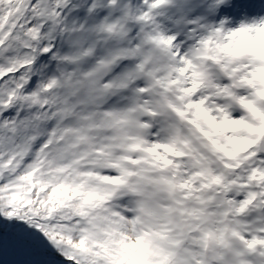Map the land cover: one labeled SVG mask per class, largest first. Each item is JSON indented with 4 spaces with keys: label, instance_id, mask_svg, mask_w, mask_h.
<instances>
[{
    "label": "snow or ice",
    "instance_id": "6c2138e0",
    "mask_svg": "<svg viewBox=\"0 0 264 264\" xmlns=\"http://www.w3.org/2000/svg\"><path fill=\"white\" fill-rule=\"evenodd\" d=\"M0 264H264V0H0Z\"/></svg>",
    "mask_w": 264,
    "mask_h": 264
}]
</instances>
